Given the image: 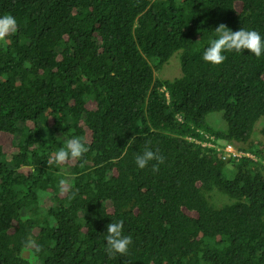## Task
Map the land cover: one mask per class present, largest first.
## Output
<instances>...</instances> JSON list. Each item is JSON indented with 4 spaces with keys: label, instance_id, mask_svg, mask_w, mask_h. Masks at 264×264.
<instances>
[{
    "label": "trees",
    "instance_id": "obj_1",
    "mask_svg": "<svg viewBox=\"0 0 264 264\" xmlns=\"http://www.w3.org/2000/svg\"><path fill=\"white\" fill-rule=\"evenodd\" d=\"M4 14L0 264H264V54L202 59L221 23L264 38V0H0ZM171 57L180 76L156 78ZM73 136L89 151L49 163ZM146 142L158 172L135 163ZM120 220L133 242L109 256Z\"/></svg>",
    "mask_w": 264,
    "mask_h": 264
},
{
    "label": "clouds",
    "instance_id": "obj_2",
    "mask_svg": "<svg viewBox=\"0 0 264 264\" xmlns=\"http://www.w3.org/2000/svg\"><path fill=\"white\" fill-rule=\"evenodd\" d=\"M17 30L18 23L15 17L10 14L0 16V42L6 41V38L16 33ZM214 32L216 37L209 41L208 46L203 52L202 59L206 63L212 65L222 64L226 60V56L224 55L225 52L235 51L240 53L246 50L248 53H251L257 58L264 54V38H262L256 30H246L244 28H240L239 30L233 32L228 29L225 24L221 23L215 28ZM205 138L209 140L208 143H195H198L201 147L211 149L213 147L211 144L213 137L205 136ZM149 143L150 142H146L142 154H138L135 157V163L138 168L144 169L148 166L149 162L156 161V163L152 165V171L158 172V165L164 162V157L160 155L158 151H153L149 147ZM88 151L89 147L83 138L73 136L66 141L64 147L59 148L52 154L49 163L60 165L69 161H77L80 160ZM224 155L225 153L223 151V156ZM33 171H35V169H33ZM59 183L63 186L66 182L62 179ZM104 240L106 241L105 251L109 256L114 254H119L121 256L126 255L129 251V246L133 242L131 235L123 234L122 220L111 222L106 226V235L104 236ZM24 246L26 249H34L35 253H39L41 251L40 246L31 237L25 241ZM32 264H35V256Z\"/></svg>",
    "mask_w": 264,
    "mask_h": 264
},
{
    "label": "rangeland",
    "instance_id": "obj_3",
    "mask_svg": "<svg viewBox=\"0 0 264 264\" xmlns=\"http://www.w3.org/2000/svg\"><path fill=\"white\" fill-rule=\"evenodd\" d=\"M176 57H178L177 54H175ZM173 57V56H172ZM172 57L169 59V61L164 64L161 69H159L158 71H156L154 73V76L158 79H165V80H172L174 78H178L180 76V66H179V60H172ZM206 121H209L210 123L213 121L214 123L217 124L216 128L218 129H223L225 126L224 121L221 119L220 114L217 113H211L206 117ZM264 127V116L255 124L254 126V132L256 129H261ZM256 135H259V132L255 133L254 137H256ZM11 139L9 137L3 136L0 140V142L3 145V150L5 153H8L10 151H12V145H11ZM263 145H264V141ZM13 144V143H12ZM222 145L225 147L227 145H230L229 143H226L225 141H222ZM222 146V147H223ZM232 146V145H230ZM216 149H220V148H216ZM236 152V151H235ZM223 153V151H222ZM237 154H240V156H242V153L236 152ZM239 156V157H240ZM238 157V156H236ZM238 157V158H239ZM223 158L227 159V157L223 156ZM50 205V199L48 197H44L42 198L41 201V207L42 208H47Z\"/></svg>",
    "mask_w": 264,
    "mask_h": 264
},
{
    "label": "built area",
    "instance_id": "obj_4",
    "mask_svg": "<svg viewBox=\"0 0 264 264\" xmlns=\"http://www.w3.org/2000/svg\"><path fill=\"white\" fill-rule=\"evenodd\" d=\"M222 150L224 151V153H225V157H236V156H240V154H237L235 151H234V149L232 148V147H230V146H225V147H223L222 148Z\"/></svg>",
    "mask_w": 264,
    "mask_h": 264
}]
</instances>
